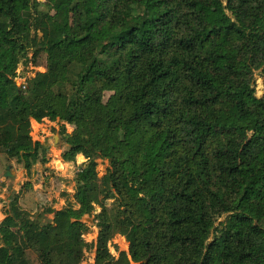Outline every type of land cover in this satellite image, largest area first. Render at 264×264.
<instances>
[{
    "label": "trees",
    "instance_id": "trees-1",
    "mask_svg": "<svg viewBox=\"0 0 264 264\" xmlns=\"http://www.w3.org/2000/svg\"><path fill=\"white\" fill-rule=\"evenodd\" d=\"M0 16V149L29 172L48 119L73 127L63 161L86 159L77 208L6 205L0 264H78L96 206L95 264H264V0H0ZM28 53L46 70L24 92Z\"/></svg>",
    "mask_w": 264,
    "mask_h": 264
},
{
    "label": "rangeland",
    "instance_id": "rangeland-1",
    "mask_svg": "<svg viewBox=\"0 0 264 264\" xmlns=\"http://www.w3.org/2000/svg\"><path fill=\"white\" fill-rule=\"evenodd\" d=\"M44 3L46 0H37ZM41 9H44L42 7ZM7 20L0 16V34L7 29ZM46 70V56L42 53L36 61L32 59L31 53L20 60L16 69L14 83L19 90L26 92L30 81L37 73H43ZM255 92L257 97H264V86L260 75L255 74ZM107 97V96H106ZM65 128L67 134L72 133L73 127L43 119L41 122L31 120V137L34 142L45 144L47 150L44 154V162L34 164L29 172H26L21 165L16 163L15 159L9 158L2 149H0V222L4 219L6 205L13 197L25 196L30 203L27 212L41 213L45 209L52 208L59 210L67 205L77 208L74 202V192L76 187V174L86 159L82 155H77L72 162H65L61 155L66 151L63 143L61 131ZM121 127L128 129L129 125L121 121ZM9 167L10 177L6 176ZM107 161L97 160L96 172L98 178L105 174ZM107 208H112L113 200L105 202ZM21 207V206H20ZM101 208L96 206L90 216H84L82 223L86 225L83 231L82 240L84 247L82 256L78 264H95L96 244L99 228L97 227V218ZM53 215L46 213L42 216V221L52 220ZM108 251L110 255L117 259L121 252L128 253L129 244L120 234H114L109 240ZM26 258L29 264H40L37 254L34 250L26 251ZM146 260L139 263L142 264Z\"/></svg>",
    "mask_w": 264,
    "mask_h": 264
},
{
    "label": "crops",
    "instance_id": "crops-1",
    "mask_svg": "<svg viewBox=\"0 0 264 264\" xmlns=\"http://www.w3.org/2000/svg\"><path fill=\"white\" fill-rule=\"evenodd\" d=\"M70 163V162H69ZM26 196V195H25ZM25 196L22 198V196H21V198H20V205L24 208V209H31V207H30V203H29V201L27 200V199H25Z\"/></svg>",
    "mask_w": 264,
    "mask_h": 264
},
{
    "label": "water",
    "instance_id": "water-1",
    "mask_svg": "<svg viewBox=\"0 0 264 264\" xmlns=\"http://www.w3.org/2000/svg\"><path fill=\"white\" fill-rule=\"evenodd\" d=\"M6 176L10 177V174H9V167L7 168V171H6Z\"/></svg>",
    "mask_w": 264,
    "mask_h": 264
}]
</instances>
